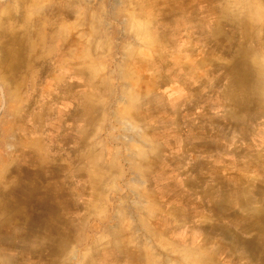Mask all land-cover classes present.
Listing matches in <instances>:
<instances>
[{"label":"rangeland","instance_id":"rangeland-1","mask_svg":"<svg viewBox=\"0 0 264 264\" xmlns=\"http://www.w3.org/2000/svg\"><path fill=\"white\" fill-rule=\"evenodd\" d=\"M253 217L264 0H0V264H264Z\"/></svg>","mask_w":264,"mask_h":264},{"label":"crops","instance_id":"crops-1","mask_svg":"<svg viewBox=\"0 0 264 264\" xmlns=\"http://www.w3.org/2000/svg\"><path fill=\"white\" fill-rule=\"evenodd\" d=\"M36 189V188H35ZM35 189H33V188H31L30 190L27 188V191L29 192V194L28 195H30ZM9 197V196H8ZM10 199H11V201H10V204L11 205H9V202H8V205L7 206H10V208H5L6 209V211L7 212H9L10 210H11V208H14L15 207V202H16V200H15V198H16V196H15V194H12L11 195V197H9ZM29 199H30V196H29ZM28 199H26V201H27ZM34 205H35V207H38V208H42V210L44 209V208H47L48 210H52L51 211V213L53 214V215H55L58 211H57V209H59L58 208V205L57 204H55V205H51V207H49L48 206V204H47V202H46V199L43 197V198H41V200L39 199V201H37V202H34ZM12 206V207H11ZM56 206V207H55ZM13 213V212H12ZM61 213V212H60ZM59 218H58V217ZM57 216L54 218V220H52V224H51V226L49 227V228H51L55 233H53V235L55 234V235H57V231H59V234L61 233V230L62 229H64V228H68L69 226H70V224H68V222L66 223V225H64V226H62L63 225V221L61 220V218H60V214L59 213H57ZM35 223H38L39 221L36 219L35 221H34ZM251 223V224H250ZM249 224V226L253 229V230H258V229H264V228H261L260 227V225H259V223H261V226H263L264 227V222L262 221V219L260 220V221H258L256 218H254L253 217V219H252V222H250ZM258 228V229H257ZM261 230V231H262ZM263 233H264V230H263ZM60 238H61V235L59 236ZM54 239L56 240V241H54V243L55 244H57L58 242H57V238L54 236ZM262 245H264V239H263V242H262Z\"/></svg>","mask_w":264,"mask_h":264}]
</instances>
